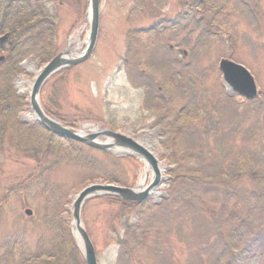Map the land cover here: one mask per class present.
I'll use <instances>...</instances> for the list:
<instances>
[{
    "label": "rangeland",
    "instance_id": "obj_1",
    "mask_svg": "<svg viewBox=\"0 0 264 264\" xmlns=\"http://www.w3.org/2000/svg\"><path fill=\"white\" fill-rule=\"evenodd\" d=\"M50 6L58 16L60 52L81 54L90 34L88 0ZM221 58L251 71L259 90L254 101L235 98L219 69ZM30 64L40 71L46 63L22 61L14 89L28 103L17 120L32 126L30 85L20 88L22 79L36 78ZM2 73L0 65V81ZM61 78L46 82L41 104L56 84L64 123L85 133L112 129L133 137L157 157L163 177L158 194L126 217L104 196L85 203L82 222L98 264H140L130 254L120 258L125 219L150 229L154 250L164 244L161 254L141 251L146 263L238 264L248 252L243 232L264 225V0H101L92 55ZM9 149L0 164V264L11 263V252L19 259L26 248L41 253L56 247L64 226L82 254L73 234V202L86 185L104 181L67 159L36 179L28 152ZM109 152L123 159L106 160L108 169L137 187L145 162ZM252 170L261 178L250 176ZM239 263L264 264V258Z\"/></svg>",
    "mask_w": 264,
    "mask_h": 264
},
{
    "label": "trees",
    "instance_id": "obj_2",
    "mask_svg": "<svg viewBox=\"0 0 264 264\" xmlns=\"http://www.w3.org/2000/svg\"><path fill=\"white\" fill-rule=\"evenodd\" d=\"M57 1L60 0H0V36L8 34L7 40L3 45H0V55L5 56V59L0 62V65L3 66L0 81V164L3 161V155L10 146L7 141V132L11 129L12 139H9L12 146L10 149L16 148L19 151L26 150L28 152V158L33 159L30 171L36 174V179L47 175L51 169L67 159L82 167L90 168L95 172L92 176L93 179L100 178L104 182L128 186V182L120 174L109 170L106 165V160L118 164L123 158L76 140L59 137L38 122L30 126L17 120L19 111L21 112L24 107L28 106L24 98L19 97L14 89V80L22 71L21 62L34 58L44 64L60 52L58 16L54 7L50 6L51 3ZM77 3L80 5L82 0H77ZM66 70L57 74L59 79ZM58 93L59 89L55 84L49 101L42 104L46 113L64 121L61 108H59L61 105L58 102ZM238 97L246 101L255 100H248L236 94L235 98ZM60 151L64 152L62 156ZM96 151L101 152L105 158H100ZM129 159L134 160V158ZM253 173H256L254 175L257 179L261 178L256 170L250 171L249 175L254 177ZM241 174L239 176L248 175V173ZM236 180H239L237 176ZM102 199L110 205L119 207L123 217H126V213L137 211L138 208L142 209L149 201L148 199L138 204L111 195L104 196ZM54 215L57 216V214ZM45 216H50V213H46ZM124 221L122 228L127 230V234L117 239V243L120 245V258L130 254L131 259L140 264H151L141 260L140 257L141 251L145 248L153 249L152 243L149 242L150 229L142 230L141 227H135L129 219ZM243 223L246 221L244 220ZM249 227L251 229L248 232H243L249 234V237L246 245L248 252L241 253L239 262L242 263L257 256L261 259L264 258V225L255 227L251 224ZM237 234L239 233L237 232ZM156 236H159L158 232H156ZM163 248L164 244L158 250L153 249V255L161 254ZM38 253H33L26 248L19 253L21 256L19 259H13L11 252L10 264H85L83 255L76 246L68 226L62 227L56 247ZM239 262L238 264H241Z\"/></svg>",
    "mask_w": 264,
    "mask_h": 264
},
{
    "label": "water",
    "instance_id": "obj_3",
    "mask_svg": "<svg viewBox=\"0 0 264 264\" xmlns=\"http://www.w3.org/2000/svg\"><path fill=\"white\" fill-rule=\"evenodd\" d=\"M100 9L101 0H88V20L90 23V34L86 48L79 55H73L71 51L65 50L58 53L36 74L30 89L29 103L36 120L47 130L54 134L73 139L89 145L91 147L124 153L128 156H134L142 159L146 165L152 168L153 178L142 189L137 187L121 186L115 183L95 182L86 185L77 194L73 202L72 216L77 227L76 232L73 228V234L83 253L86 264H98L95 245L82 222V209L85 203L95 197L112 195L124 201L133 203H143L162 183V173L157 157L152 151L131 136L123 134L112 129H105L99 132L84 133L70 125H67L58 119L49 116L40 101L41 91L46 82L62 70L76 66L87 60L93 53L100 29ZM8 34L0 36V45L7 40ZM5 59L4 55L0 56V62ZM219 69L222 73L223 80L229 89L235 91L246 99H255L259 95L256 80L251 71L243 64L237 63L229 58H221ZM100 137H105L101 141ZM27 215H32V209H26ZM80 239V241H79Z\"/></svg>",
    "mask_w": 264,
    "mask_h": 264
},
{
    "label": "bare ground",
    "instance_id": "obj_4",
    "mask_svg": "<svg viewBox=\"0 0 264 264\" xmlns=\"http://www.w3.org/2000/svg\"><path fill=\"white\" fill-rule=\"evenodd\" d=\"M27 68H28V70L31 71V72L33 71V72H35L36 74L39 73V71H35V69H34V65H33V64L28 65ZM27 84H29L30 87H31V85H32V83H29L28 81H26V79H22V81L20 82V88H21L22 92L26 91L25 86H26ZM30 118H31V119H36V116H35V115H31ZM94 131H97V130H94ZM148 137H149V136L147 135L145 138H148ZM151 177H152V176L150 175V167L147 165V166H146V170L142 173V178H141V181L139 182L137 188H138V189H142V188H144V187L146 186V184H147V180L150 179ZM151 179H152V178H151ZM153 193H156V195H157V194H158V191H157V190H154ZM73 228H74V231H75L76 234H77V237L79 238L78 233H77V227H76V224H75V223H74ZM79 241H80V239H79Z\"/></svg>",
    "mask_w": 264,
    "mask_h": 264
}]
</instances>
